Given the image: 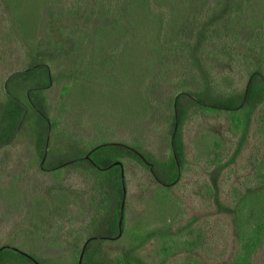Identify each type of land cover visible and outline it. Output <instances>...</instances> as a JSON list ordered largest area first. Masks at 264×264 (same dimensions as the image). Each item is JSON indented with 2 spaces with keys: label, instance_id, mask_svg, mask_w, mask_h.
<instances>
[{
  "label": "trees",
  "instance_id": "trees-1",
  "mask_svg": "<svg viewBox=\"0 0 264 264\" xmlns=\"http://www.w3.org/2000/svg\"><path fill=\"white\" fill-rule=\"evenodd\" d=\"M0 8L8 15L2 21L6 30L0 37L3 46L24 47L29 59H40L12 70L5 85H0V97H4L0 103V152L7 150L30 110L36 109L49 126L44 111L34 104L38 96L44 102V90L58 75L46 59L62 60L57 80L63 81L65 96L88 73L107 76V141L88 146L80 161L93 178L94 196H99L96 200L92 195L94 203H104L107 186L108 242L120 241L124 234L126 161L139 163L161 188L170 189L181 175V130L186 118H200L203 112L224 114L228 126L242 133L253 118L256 129L264 134V0H0ZM221 55L234 59L223 76L229 82L237 79L234 84L225 86L210 68L203 72L206 79L200 83L191 66ZM177 62L188 63L189 70L186 66L180 71ZM37 67H44L46 84L29 86L24 99L9 93L6 85L12 78L28 80ZM170 75L178 90L165 104L170 111L164 115L171 128L169 154L157 159L140 146L137 137L128 142L113 136L115 128L125 124L134 135L139 126L135 121L155 114L159 90L167 82L175 84ZM92 84L100 82L97 79ZM48 132L47 127L45 138ZM259 165L264 168V155ZM257 173L263 185L250 188L227 209L241 234L232 264H251L264 236V171ZM10 186L0 189V199L9 201ZM150 235L134 234L138 243L131 241L127 250L107 256L106 261L89 252L87 241L81 258V250L76 252L75 264H152L140 254ZM5 256L27 264L48 261L1 245L0 260Z\"/></svg>",
  "mask_w": 264,
  "mask_h": 264
},
{
  "label": "rangeland",
  "instance_id": "rangeland-1",
  "mask_svg": "<svg viewBox=\"0 0 264 264\" xmlns=\"http://www.w3.org/2000/svg\"><path fill=\"white\" fill-rule=\"evenodd\" d=\"M2 11L0 8V37L7 15ZM3 47L6 53L1 51ZM39 60L29 59L24 47L3 46L0 40V85H5L12 70ZM46 60L52 62V70L59 75L62 60ZM233 60L221 55L201 59L195 68L190 66L200 83L204 82L203 72L210 68L225 86H231L235 79L229 82L223 76ZM176 66L179 70L187 66L189 70L188 63L177 62ZM99 74L88 73L67 96L63 81L55 75L43 92L44 102L39 96L34 98L49 126L36 109L30 110L12 143L0 152V189L11 185L12 192L6 196L9 201L0 199V246L10 245L32 257L47 259V264H75L76 252L81 250V258L87 241L89 252L94 251L98 259L106 261L107 256L127 250L131 241L138 243L134 234L147 232L151 235L143 241L140 254L152 264H232L241 234L227 209L247 190L263 185L257 171H264L259 165L264 155V134L256 129L254 119L242 133L228 126L224 114L203 112L200 118H186L181 130V175L170 189L161 188L139 163L126 161L124 234L120 241L108 242L107 186L104 203H94L92 195L97 190L80 161L88 146L107 141V76ZM97 79L100 84L91 85ZM47 81L44 67H37L32 78H12L6 88L24 99L29 86ZM173 82L159 90L157 112L135 121L139 126L134 135L125 124L115 128L113 137L128 142H135L137 137L140 146L155 158L166 159L171 128L164 115L170 112L165 104L178 90L174 78ZM30 96L33 100L34 95ZM3 99L0 97V103ZM111 205H115L113 201ZM0 264L27 263L5 256ZM251 264H264V236Z\"/></svg>",
  "mask_w": 264,
  "mask_h": 264
}]
</instances>
